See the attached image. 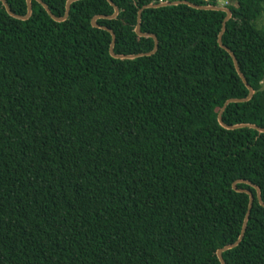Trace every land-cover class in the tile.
<instances>
[{"label": "trees", "instance_id": "trees-1", "mask_svg": "<svg viewBox=\"0 0 264 264\" xmlns=\"http://www.w3.org/2000/svg\"><path fill=\"white\" fill-rule=\"evenodd\" d=\"M62 16L66 0H42ZM97 24L114 52L153 48L134 32L138 9L112 0ZM217 5V0H189ZM19 15L26 0H6ZM27 20L0 1V264H221L239 236L249 180L264 202V134L227 130L217 114L248 94L217 42L225 12L146 8L151 55L116 59L93 27L107 0H78L54 21L32 0ZM264 0H232L222 43L254 89L226 124L264 127ZM253 203L226 264H264V206Z\"/></svg>", "mask_w": 264, "mask_h": 264}, {"label": "water", "instance_id": "water-1", "mask_svg": "<svg viewBox=\"0 0 264 264\" xmlns=\"http://www.w3.org/2000/svg\"><path fill=\"white\" fill-rule=\"evenodd\" d=\"M0 1L2 2L6 12L13 18L20 19V20H27L32 14V3H31L32 0H26V13L24 15H19V14L14 13L10 9V7H9L8 3L6 2V0H0ZM36 1L42 5V7L45 9V11L48 13V15L54 21L62 22L64 20H66V18L68 17L71 4L73 2H75V1H78V0H66L65 11H64V14L62 16H55L51 12V10L49 9L48 5L45 2H43L42 0H36ZM107 2L113 7V13L110 14V15H105V14L95 15L91 19V24H92L93 27H97V28L106 30V31H108L110 33L111 42L109 44V54L113 58H116V59H134V58L140 57V56L151 55V54H153L156 51L157 45H158V40H157L156 35H154L152 33L142 32L141 29H140L141 13L146 8H155V7H160V6H170V5L185 4V5H188V6L192 7V8H195V9L219 10V11L225 12L226 14H225V17H224L223 22H222L221 30H220V32L218 34L217 42L220 45V47L225 49L229 53V55L231 56V58L233 60L234 67H235L239 77L241 78L242 82L245 84V86H246V88L248 90V94H247L246 97H243V98H229V99H227L223 103V105L221 106V108L218 111L217 120H218V123L220 124V126H222L223 128H225L227 130H234V129H239V128H251V129H254V130L258 131V133H260V134L261 133L264 134V127L258 126V125L254 124V123H247L246 122V123L226 124V123H224V121L222 119V113H223V111L225 110L226 106L229 103L249 101L252 98V96H253V94L255 92L254 89L251 87V85L248 84L244 74L241 72L234 53L231 51V49H229L227 46H225L222 43V34H223L224 30H225V24L232 16V11H231V9L229 7H227L225 5H212V4H204V5H202V4H196V3L191 2L189 0H164V1H160L158 3L144 4L137 11V23H136V25L134 27V32L140 37H151L153 39V41H154L153 48L150 51H148V52H139V53H135V54H132V53L131 54H122V53H115L114 52V44H115V34H114V32L110 28H108V27H106L104 25L97 24V20L98 19H100V18L114 19V18L117 17V15L119 13L118 7L113 3L112 0H107ZM238 183H245V184L250 185L253 188H255L257 200H258L260 205L264 206V202L262 201V198H261V190H260L259 186H257L256 184L252 183L249 180H244V179H239V180H236V181H234L232 183L233 190H235L237 192H243V193L248 194L249 201H248L247 211H246L245 217L243 219L241 231H240V234H239L238 238L233 243L227 244V245H225V246H223L221 248H218L216 250V256L219 259L221 264H226L224 259H223V257H222V253L224 251L228 250V249L234 248L242 240V238L244 236V232L246 230L247 221H248V218H249V215H250V211H251V207H252V203H253V195H252V193L248 189L237 188V184Z\"/></svg>", "mask_w": 264, "mask_h": 264}, {"label": "rangeland", "instance_id": "rangeland-1", "mask_svg": "<svg viewBox=\"0 0 264 264\" xmlns=\"http://www.w3.org/2000/svg\"><path fill=\"white\" fill-rule=\"evenodd\" d=\"M232 0H217V5H226V4H229L231 3ZM256 26L257 27H261L264 25V5H263V10L261 12V15L258 17V19L256 20ZM261 87L262 89H264V79L262 81V84H261Z\"/></svg>", "mask_w": 264, "mask_h": 264}]
</instances>
